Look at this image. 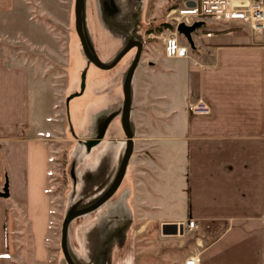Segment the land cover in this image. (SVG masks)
<instances>
[{"label":"crops","instance_id":"1","mask_svg":"<svg viewBox=\"0 0 264 264\" xmlns=\"http://www.w3.org/2000/svg\"><path fill=\"white\" fill-rule=\"evenodd\" d=\"M14 1L0 0V16L12 9ZM224 26L213 32L203 48L193 45L190 51L195 56L184 58L191 64L183 75L180 112L170 107L168 96L161 98V123L164 117L165 128L176 132L166 139L184 148V167L181 171L178 167L184 197L163 185L162 172L172 166L166 167L158 158L160 188L132 192L136 203L129 205L132 189L126 188L118 200L119 209L125 211L123 203L127 205V227L134 225L133 208L165 211L161 218L141 219L135 234L150 224L161 238L162 257L167 258L173 248L182 256L177 264L196 254L198 264H264V32L238 22ZM159 73L174 72L164 67ZM29 78L24 65L0 56V190L5 182L7 189V196L0 197V264H6L8 232L16 210L28 232L31 263L43 264L48 255V141L54 136L56 108L51 123L30 108ZM196 99L209 106V114H190L188 106ZM153 125L151 130L157 128ZM147 139L158 147L154 135ZM105 142L100 143L101 151ZM92 150L85 155L88 162L96 154ZM188 219L195 223L192 229L185 226ZM162 224L181 226V232L162 235ZM127 232L109 264H155L156 256L142 257Z\"/></svg>","mask_w":264,"mask_h":264},{"label":"rangeland","instance_id":"2","mask_svg":"<svg viewBox=\"0 0 264 264\" xmlns=\"http://www.w3.org/2000/svg\"><path fill=\"white\" fill-rule=\"evenodd\" d=\"M186 1L188 0H115L119 11L123 15L135 18L137 29L143 30L142 50L131 80L129 121L133 129V146L123 182L115 193L93 212L75 218L69 223L68 244L77 258L82 256L80 247L83 244L85 232L94 224L112 219L115 212L121 213V217L117 214L121 219L117 220L121 223L111 225V228L119 234L116 238L117 242L110 247L106 259L107 264L111 262V253L116 250L117 246L121 247L122 243L119 241L127 231V239H134L136 249L142 257L146 255L150 260V255L156 256L155 264H164V262L165 264H177L182 257L174 248L167 258L162 257L161 238L150 224L145 226L141 233L135 234L145 219L151 216L161 218L165 211L152 213L149 209L133 208L131 216L134 225L127 227V220L124 219V217L128 218L127 205L123 203L125 211L119 209L118 200L126 188L132 189L131 195L132 192L135 195L136 190L144 193L145 190L148 191L154 186L160 188V184H157L160 182L157 176L160 174L158 158L160 163L166 167L172 166L164 173L162 172L163 185L165 183L173 189V195L179 193L184 197V178L178 172V167L180 171L184 167V148L178 142L166 139L167 136L175 135L176 132L165 128V119L162 117L164 122L161 123L160 112H164L161 105L163 95L168 96L172 109L178 112L182 109L183 75L187 66L191 64L190 59L165 58L162 51V40L171 31L169 27H165V23H172V18L176 15L175 11ZM72 7L73 0H15L12 9L0 16V56L5 57L10 63L24 65L30 78L38 81L32 82L29 78L30 108L47 116L48 123H51L50 119H53L56 111V116L52 120L55 126L54 136L48 141L50 163L47 190L51 216L46 236L48 255L43 264H65L59 250L60 223L67 204L74 198L80 172L88 162L83 138H86L84 135L87 134L90 119L94 113L100 110L104 113L107 110L110 112L120 105V93L107 90L111 89L109 87L111 84H113L112 87L121 86L124 70L132 57L130 52L122 60V64L109 70H99L88 65L82 94L70 99L65 108V97L78 90L80 71L85 62L73 29ZM85 15L86 27L92 39L94 52L101 53V60L107 61L120 46V42L111 38L104 30L105 25L101 21L97 0H85ZM94 24L97 26L95 29L97 28L98 35L96 46L93 44L91 34ZM223 27L225 26L212 23L201 25L191 34L193 45L200 49L203 48L202 44L208 41L203 34L206 31ZM148 28L151 32H145ZM178 40L186 43L179 34ZM188 55H194L189 46ZM164 67L174 73L160 74L159 72ZM151 123L156 125L155 130H151L149 126ZM110 135H122L115 119L111 121L104 133L105 137ZM151 135L157 138L158 147L153 144L154 141L147 139ZM75 138H80V140L76 141ZM104 141H106L105 145L108 144L110 147L111 144L107 140H101L99 144ZM99 146L93 148L92 151L97 154ZM121 146V144H115L113 148L112 171L116 168ZM139 195L143 196V194ZM128 197V205L130 201L136 203L133 195L129 194ZM16 212L17 217H14L16 220L8 232L6 264H32L28 232L25 224L20 220L19 211L16 210ZM141 219H143L142 222H140Z\"/></svg>","mask_w":264,"mask_h":264},{"label":"water","instance_id":"3","mask_svg":"<svg viewBox=\"0 0 264 264\" xmlns=\"http://www.w3.org/2000/svg\"><path fill=\"white\" fill-rule=\"evenodd\" d=\"M186 5L192 6L193 2L187 1ZM97 7L101 12V21L105 25L104 30L111 38L119 41L120 46L107 61L100 60L94 52L92 39L86 27L85 0H73V29L85 62L84 67L80 71L78 90L65 97L64 105L67 108L70 99L82 94L85 85L86 69L89 64L99 70H109L123 55L131 48H134V53L124 70L121 81L120 105L110 112H107V110V113H104L100 110L99 112H102L101 115H93L90 119L91 122L87 129V134L84 135L86 138H83V143H87L86 148H91V151L100 145L99 142L104 138V133L113 118L119 116L120 129L125 143L119 150L118 162L114 171L111 169L114 157L113 148L118 142L115 139H111L108 141L111 144L110 147L107 144L108 147L105 145L106 149L104 148L102 151L99 147L98 153L94 155L96 157L95 160L93 161V157L90 162H86V165L80 172L74 198L67 204L60 223L59 250L65 264H107L106 259L110 247L114 242H117L116 238L119 234L118 231L116 232L115 229L111 228V225L121 223L118 221L121 220L119 219L121 213L115 212L112 219L94 224L85 232L83 244L80 247L82 256L79 258L75 257L69 248L68 225L73 219L89 214L99 208L115 193L122 181L128 159L132 152L133 129L129 121L131 80L142 50V40L140 34L137 32L136 19L125 14L123 15L119 11L115 0H97ZM201 25H203L201 21H194L190 25L178 23L175 30L185 39L189 48L192 49L191 34ZM113 136L120 137L117 135ZM75 140H80V138H75ZM88 152L85 154L87 155ZM6 196L7 189L5 182L0 190V197ZM179 228L177 229L175 224H162L160 232L162 235L177 234V232H181V226ZM122 237L119 242H121Z\"/></svg>","mask_w":264,"mask_h":264},{"label":"built area","instance_id":"4","mask_svg":"<svg viewBox=\"0 0 264 264\" xmlns=\"http://www.w3.org/2000/svg\"><path fill=\"white\" fill-rule=\"evenodd\" d=\"M192 6L184 3L177 9L175 17L172 18L170 32L162 40V51L165 58H186L188 57L187 43L178 40V33L175 27L178 23L190 25L194 21H201L203 24L227 25L238 22L256 32H264V0H188ZM204 37L212 38L213 31H206ZM192 115H207L210 112L209 106L201 99H196L188 106ZM187 229L195 227L193 220L188 219L185 223ZM198 255L187 257L183 264H198Z\"/></svg>","mask_w":264,"mask_h":264},{"label":"flooded vegetation","instance_id":"5","mask_svg":"<svg viewBox=\"0 0 264 264\" xmlns=\"http://www.w3.org/2000/svg\"><path fill=\"white\" fill-rule=\"evenodd\" d=\"M95 27H97V26H95V24L92 26V30H91V34H92V38H93V44H94V46H96V43H97V28L95 29ZM138 34H140V36L142 37V33H143V30L141 29V28H139L138 29ZM96 53V56L101 60V58H102V55H101V53H99L98 51H95ZM130 52H131V55H133V53H134V48H131L125 55H123L122 57H121V59L113 66V67H115V66H117L118 64H122V60L127 56V54H130ZM89 65H91V64H89ZM92 66V65H91ZM112 67V68H113ZM111 68V69H112ZM112 85L113 84H111V86H109V87H111V89H109V90H107L108 92H110V91H115V92H119L120 93V95H121V86H115L114 85V87H112ZM117 85V84H116ZM108 87V86H107ZM113 119H115L116 121H117V123L119 124V116H116L115 118H113ZM119 126H120V124H119ZM116 139H117V141L116 142H118V144H121L122 146H124V137H123V135H121L120 137H115ZM132 140H133V137H132ZM120 141V142H119ZM86 144L87 143H83V146H84V148H85V150H86V152H88V151H90V149L91 148H89V147H87L86 148ZM132 146H133V143H132ZM89 148V149H88ZM131 155V154H130ZM130 158V157H129ZM129 160V159H128Z\"/></svg>","mask_w":264,"mask_h":264},{"label":"trees","instance_id":"6","mask_svg":"<svg viewBox=\"0 0 264 264\" xmlns=\"http://www.w3.org/2000/svg\"><path fill=\"white\" fill-rule=\"evenodd\" d=\"M165 27L167 28V27H169V28H173V26H172V24H169V23H165ZM145 32H151V29H146L145 30ZM213 32H217V29L215 28V29H213Z\"/></svg>","mask_w":264,"mask_h":264}]
</instances>
